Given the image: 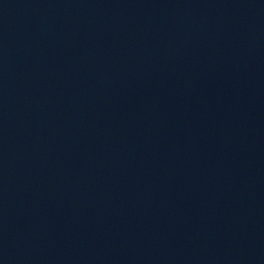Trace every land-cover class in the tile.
<instances>
[{
	"label": "water",
	"instance_id": "1",
	"mask_svg": "<svg viewBox=\"0 0 264 264\" xmlns=\"http://www.w3.org/2000/svg\"><path fill=\"white\" fill-rule=\"evenodd\" d=\"M214 130L264 197V0H86Z\"/></svg>",
	"mask_w": 264,
	"mask_h": 264
}]
</instances>
